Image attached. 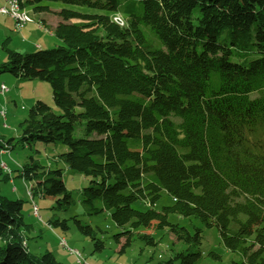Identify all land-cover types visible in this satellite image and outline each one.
<instances>
[{"label":"trees","instance_id":"1","mask_svg":"<svg viewBox=\"0 0 264 264\" xmlns=\"http://www.w3.org/2000/svg\"><path fill=\"white\" fill-rule=\"evenodd\" d=\"M48 1L102 13L55 11L61 44L52 48L1 43L0 73L48 82L60 109L36 100L19 124L22 146L63 147L53 168L31 156L17 170L35 181L31 198L51 197L61 211L73 204L63 165L90 179L80 193L84 214H110L121 252L137 239L155 246L150 231L167 228L185 248L165 264L220 259L201 249L200 228L169 221L176 214L216 227L231 264H264V0H18L33 14L50 11ZM14 141L0 138V153ZM10 174L2 163L0 181ZM162 194L173 203L156 210ZM23 202L0 192V264H61L50 251L29 250ZM73 218L103 249L96 229ZM67 220L46 224L66 230Z\"/></svg>","mask_w":264,"mask_h":264},{"label":"rangeland","instance_id":"2","mask_svg":"<svg viewBox=\"0 0 264 264\" xmlns=\"http://www.w3.org/2000/svg\"><path fill=\"white\" fill-rule=\"evenodd\" d=\"M44 4L48 5L50 9L56 8V10L67 8L84 13H102V11L96 9L64 4L62 2L48 1ZM24 9L30 14L34 22V14L31 8ZM45 15L49 23L52 20L54 23L59 18L54 10L49 11ZM12 19L14 24L15 19L13 17ZM11 29L14 30V27ZM18 33L21 34V32L17 31L9 32V35L7 33L2 35L0 39V62L5 60L1 43L6 36L12 38H10L9 47L22 52L35 51L39 49L37 45H42L41 48L44 49L61 44V42H59L60 40L53 35V32L43 29L42 32L39 33L32 32L30 35L32 38L25 40L24 45H34L36 47L29 50L17 49V45H20L21 42V37ZM0 75L9 77L10 79V81L7 79L0 80V84L3 82L8 88L6 93L0 92V111H4V116L0 113V137L5 140L9 138L15 139L13 142V149L4 151V153L9 155V158L3 157L2 159L0 157V165L5 163L11 171L10 180L0 181V192L10 199H22L24 201L22 213L25 221L33 225L32 229L24 231V236L31 252L41 255L52 250L58 258L56 259L60 263L62 262L61 264H84L83 260H85L86 263L92 264H165L174 253L185 248V245L178 241L167 228H162L152 229L150 231L156 241L155 246L145 245L142 240L137 239L121 252L119 250L120 246L113 237V235L118 232V229L110 214L103 213L97 216H88L84 214L80 201V193L82 188L89 184L90 179L80 172L65 168L63 165H60L62 168V179L66 188L72 191L74 199L73 204L65 211H61L53 208L55 201L51 197L34 195V197L31 198L28 194V189H30L31 184L35 183V181H29L19 177L17 170L20 166L28 163L31 156L38 159L42 165L53 168L55 166L54 156L62 152L63 147L59 144H44L40 141L34 142L31 146H22L17 140L21 134L19 124L27 117L29 108L36 100L46 102L56 113H59L60 109L53 100L52 88L48 82L40 80H34V82H29L28 80L24 82V80H19L20 78L15 77L9 72H1ZM11 81H15V84ZM32 83H35V85ZM1 154L2 152L0 155ZM33 202L39 208L38 213L40 218L34 215ZM172 203L173 199L171 196L162 194L153 207L156 210H160L163 206L171 205ZM134 207L145 210L147 205L144 202L138 201L134 203ZM54 215L68 219V228L66 230L54 226H52V229L49 228L46 221ZM73 216H76L84 224H90L96 229L98 237L104 240L105 246L103 249L100 251L94 250L93 242L79 231L75 225ZM168 218L170 222L177 223L187 228L191 233L194 232L195 228H200L202 230L201 249L204 253L213 251L220 255V259H216L206 254L204 258L205 264H231L232 260L236 258L233 253L223 248L220 244V237L216 227L206 228L199 219L194 217H182L176 214H170ZM62 237L65 238L68 248L76 249L81 253V263L78 262V256L76 254L59 244L60 238ZM57 245H59V249L63 251H57ZM174 264H178V262L174 261Z\"/></svg>","mask_w":264,"mask_h":264},{"label":"crops","instance_id":"3","mask_svg":"<svg viewBox=\"0 0 264 264\" xmlns=\"http://www.w3.org/2000/svg\"><path fill=\"white\" fill-rule=\"evenodd\" d=\"M4 5H6V0H0V6H4ZM51 10L52 11L54 10V12L58 11V10H56V8H52V9H50V11ZM48 12L49 11H44V12H40V13L34 14L35 21L34 22L31 21V22L25 23L20 29H16L15 28V20H14V24H13L12 17L0 13V39H1L2 35H5L6 33L8 34L9 32H17V31H19V32H21V34L18 33V35H20V37H21V42H20V45H17V47H16L17 49L29 50V49H31L33 47H36L34 45H24L26 39H31L32 38V36H30L32 34V32H34V33L38 32L39 33V32H42L43 29H47L49 32H53L56 24L60 21V19L58 18V20H56L54 23H53V20H52L50 22L51 23L50 24L48 19H47V17H46V15H45ZM12 24H13V26H12ZM13 27H14V30L11 29ZM15 37H17V36H15ZM5 38H9V41H10L11 37L10 36H6ZM37 46L39 47V49H41V47H42V45H37ZM1 79H5V80L7 79V80L10 81L9 77L0 75V80ZM19 80H23V79H19ZM26 81H28V80H24V82H26ZM11 82H13L15 84V81H11ZM29 82H34V80H29ZM1 83H3V82H1ZM20 84H22V83H20ZM32 84L35 85V83H32ZM0 157L2 159H3V157L9 158V155L7 153H4V151H2V154L0 155ZM56 249H57V251H60V252L63 251V250L59 249V245L56 246ZM50 252H52V250H50ZM53 254L55 255V253H53ZM55 257L57 258L56 255H55ZM90 264H92V263H90Z\"/></svg>","mask_w":264,"mask_h":264},{"label":"bare ground","instance_id":"4","mask_svg":"<svg viewBox=\"0 0 264 264\" xmlns=\"http://www.w3.org/2000/svg\"><path fill=\"white\" fill-rule=\"evenodd\" d=\"M10 4H11V6H13V9H20V5H19L18 0H10ZM12 17L15 19V28L20 29L22 27V24L20 23V20H19V12H12ZM21 18L25 19V23L31 22L33 20L32 17L30 16V14L25 9H22V11H21ZM7 91H8V88L3 83L0 84V92L5 93ZM0 113H1V111H0ZM2 115L4 116V114H2ZM28 194H29V191H28ZM33 212H34L35 216L39 217L38 207L35 203H33ZM59 244L64 248L66 247L70 252L76 254L78 256V262L79 263L82 262L81 253L76 249L68 248L67 242H66L64 237L60 238ZM83 263L84 264H90L88 262L86 263L85 260H83Z\"/></svg>","mask_w":264,"mask_h":264},{"label":"built area","instance_id":"5","mask_svg":"<svg viewBox=\"0 0 264 264\" xmlns=\"http://www.w3.org/2000/svg\"><path fill=\"white\" fill-rule=\"evenodd\" d=\"M23 8L20 7V9H13V6H11L10 4V0H6V5L4 6H0V13L1 14H7L12 16V12H19V20L20 23L22 24V26L25 24V19L21 18V11ZM4 114V111L1 110V115ZM3 166L5 167V165L3 164Z\"/></svg>","mask_w":264,"mask_h":264},{"label":"water","instance_id":"6","mask_svg":"<svg viewBox=\"0 0 264 264\" xmlns=\"http://www.w3.org/2000/svg\"><path fill=\"white\" fill-rule=\"evenodd\" d=\"M116 21L122 23V20L120 18H116Z\"/></svg>","mask_w":264,"mask_h":264}]
</instances>
